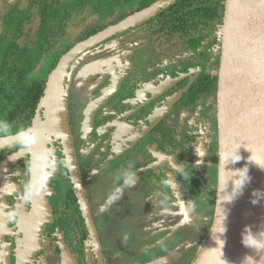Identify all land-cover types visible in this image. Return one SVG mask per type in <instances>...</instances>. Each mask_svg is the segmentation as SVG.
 Returning <instances> with one entry per match:
<instances>
[{"label": "flooded vegetation", "instance_id": "1", "mask_svg": "<svg viewBox=\"0 0 264 264\" xmlns=\"http://www.w3.org/2000/svg\"><path fill=\"white\" fill-rule=\"evenodd\" d=\"M40 1L36 0L30 11L21 10L14 13L11 2L0 0V35L10 28L11 32H14L5 45V50L11 45V41L20 34V48L27 47L22 43L26 38V30L28 31L27 21L24 23L22 21L27 16H31V20H37L40 13ZM51 1L45 0L46 7L49 5V18L53 19L57 18L58 14L51 12ZM86 1L91 3L84 9L100 5V14L107 13V17H109L110 14L104 10L107 0H82L68 14ZM140 1L142 0H138V2ZM136 7L137 5L134 9ZM84 9L82 8L78 13ZM134 9L125 14H129ZM78 13L72 16L78 15ZM123 20L109 26H104V24L96 32L91 31L80 41L71 44L63 43L68 38L65 37L66 30L62 36L58 34L55 38L53 35V39H43L42 56L37 62L35 70L44 61L47 64H43V67L48 69L53 60L57 59L62 52L64 54L59 61L76 45ZM20 28L23 29L22 33L18 32ZM136 28L117 34L90 49L108 48L121 43L120 46L123 48L121 50H126L132 45H137L128 57L123 58L130 65V71L120 83L118 90L95 111L93 132L82 143L78 138L77 131V124L80 120L77 123L71 120L73 119L72 102H69L68 99L67 86L72 65L90 50L82 53L71 64L68 71L65 88L67 134L91 220L93 219L91 206H97L100 198L102 199L107 193L112 194L117 188H121V184L115 180L117 169L110 168V164H117L122 157L130 161L131 157L141 161L137 171L135 170L137 178L147 181L159 192L166 190L162 181L167 175L176 177L179 185V174L185 172L181 183L186 192L198 196L202 191H209L207 176L212 173L217 179L218 193L219 91L217 92L214 88L211 91L208 90L207 93H201L202 87L199 86L204 83L203 80L210 81L217 73L220 75V69H214L216 67L214 65L217 64L219 68L221 66L222 48L216 46L210 51L208 66L185 67L180 63L185 54L183 45L178 49L168 43V57H162L161 52L164 50L152 46L148 33L141 27ZM37 39L35 36L29 46H33ZM152 51L154 54H151ZM177 52L180 54L176 55ZM157 55L160 58H157ZM208 83L207 87H209ZM208 100L215 101V104L212 105L213 111L211 109L203 110L205 117H201L200 111L197 109L202 103L209 102ZM167 103L168 111L164 112ZM78 107L77 114L88 108L87 105L74 104L72 110ZM38 110L37 118L34 117L31 126H34L36 121H43L44 113L42 111L41 114H38ZM214 112H216V118ZM75 116L77 119L78 115ZM201 118L202 122L203 120L205 122L203 126V123H200ZM55 150V157L59 164L49 179L51 193L47 195L51 214L41 227L38 248L34 247L29 251L26 242L25 229L28 219L33 213L32 201L25 203L19 199L23 191L24 160L28 158V155L17 160L14 164H10L0 174V211L15 208L18 220V223H6L4 217L0 216V264H71L70 262L73 264H92V262L104 264L102 246L96 227L92 220L100 244L101 256L97 252L92 233L84 217L63 146L60 143H55ZM11 151V148L0 149V166L6 162L9 163L8 154ZM150 154L152 156L149 157ZM85 161L89 163H85ZM199 165H204L202 171L204 174L198 171ZM129 188H123L119 193H125Z\"/></svg>", "mask_w": 264, "mask_h": 264}, {"label": "water", "instance_id": "2", "mask_svg": "<svg viewBox=\"0 0 264 264\" xmlns=\"http://www.w3.org/2000/svg\"><path fill=\"white\" fill-rule=\"evenodd\" d=\"M178 1L180 0L155 2L66 53L50 76L42 107L38 110V114L42 111L44 113L43 121H36L33 126L42 136L41 143L36 146L38 149L50 150L55 156V143L63 146L75 190L99 256L100 244L72 158L67 134L65 88L68 71L71 64L85 51L128 29L138 27L153 18L158 10L170 8ZM221 55L218 112L220 152H225V157H229L240 147L238 151L242 159L234 165H227L226 168L230 170L247 165L251 181L244 188L243 194L232 203L222 202L230 200V194L224 191L223 195H220V189L226 187V183H219L213 229L195 264H241L246 255L255 258L254 264H264V252L246 248L241 242V233L246 225L250 226L254 233L264 231V170L247 159L251 155L247 149L256 153L258 149L264 148V0H227ZM165 111H168V103L165 105ZM19 155L23 158L28 154L21 152ZM253 158L258 161L261 159L259 155ZM13 159L0 166V174L10 164L20 160ZM232 175L231 171L225 173L223 164H219V178L223 176L226 182ZM49 188L48 180L45 193L32 200L33 213L25 229L29 251L39 247L41 227L51 214L47 198L51 193ZM257 191L261 193L260 197L254 195ZM254 199H258V203H252ZM261 235L264 236V233Z\"/></svg>", "mask_w": 264, "mask_h": 264}, {"label": "rangeland", "instance_id": "3", "mask_svg": "<svg viewBox=\"0 0 264 264\" xmlns=\"http://www.w3.org/2000/svg\"><path fill=\"white\" fill-rule=\"evenodd\" d=\"M6 1L11 2L14 13H18L21 10L30 11L36 0ZM80 1L82 0H52L51 12L57 13L62 18ZM137 2L138 0H129L118 8L114 18H119L122 14L134 9ZM99 7L100 5H97L84 9L68 20L65 23V37L68 38L63 43L78 42L89 32L103 26L109 18L107 13L100 14ZM53 19L56 20L55 17ZM36 28L37 23L33 22L31 30H26V38L22 41L24 46L32 44L36 36ZM13 33L10 28L0 35V64L5 45ZM120 44L86 52L72 65L69 72L67 95L69 102H72L73 119L71 120L76 123L80 120L77 131L81 143L86 141L93 132L95 111L118 90L120 83L130 71V65L123 58L128 57L137 45L121 50ZM50 53L52 55V52ZM43 64L47 63L44 61ZM43 64L34 70L35 74L41 78L47 72ZM214 66H216L214 69H220L217 64ZM208 101L202 103L197 109L201 117H205L203 110L213 111L212 105L215 101ZM74 104L87 105L88 108L77 114L79 107L72 110ZM75 115H78L77 119ZM214 115L216 118V112ZM200 123H203L202 126L205 124L202 118ZM131 159L130 161L122 157L117 164H110V168L119 169L121 165H131L135 171L141 161L132 157ZM85 163L89 162L85 161ZM203 169L204 165H199L198 171L202 174H204ZM184 173L182 172L178 177L181 198L193 200L197 204L196 212L189 222H185L179 209L169 208L165 213L162 209L154 208L150 198H154L159 190L142 178L138 179L135 186L130 187L125 193L117 192V188L114 193L109 192L102 199L100 198L97 206H91L92 220L101 242L104 264L196 263L213 229L218 198L217 179L212 173L208 175L209 191H202L200 195L194 196L186 192L182 186L181 175L183 176ZM113 194L119 198L110 199ZM91 245L93 247V244ZM92 264L95 263L92 262Z\"/></svg>", "mask_w": 264, "mask_h": 264}, {"label": "trees", "instance_id": "4", "mask_svg": "<svg viewBox=\"0 0 264 264\" xmlns=\"http://www.w3.org/2000/svg\"><path fill=\"white\" fill-rule=\"evenodd\" d=\"M128 1L107 0L105 2L104 10L110 15L104 26L115 24L160 0H142L129 14H122L119 18H114V13L118 8ZM90 3V1H86L71 13L64 15L63 19L58 15L55 20L49 18V5L46 7L45 0H41L37 20H31V16L23 18V23L27 21L28 30H31L33 22L37 23L36 36L38 39L33 46L21 49L19 46L20 34L11 41V45L4 51L0 68V119H6L16 127L31 125L37 110L42 107L45 88L51 73L64 54L62 52L57 59L53 60L51 67L47 69L42 78L38 77L34 70L42 56L43 41L53 39V35L54 38L58 34L64 35L65 23L73 17V14L78 13ZM226 5L227 0H180L170 8L158 10L153 18L140 25L139 28L141 27L148 33L152 46L164 50L161 52L162 57H168V43L178 49L183 45L185 54L180 60L182 66L190 68L208 66L210 51L216 46L222 48ZM18 32L22 33L23 29H18ZM151 54L154 52L152 51ZM178 54L180 52L176 53V55ZM157 58H160L159 55ZM219 79L220 75L217 73L212 80H203L204 83L199 86L202 87L200 92L207 93L208 90L211 91L214 88L218 92ZM207 83L209 87H207Z\"/></svg>", "mask_w": 264, "mask_h": 264}, {"label": "clouds", "instance_id": "5", "mask_svg": "<svg viewBox=\"0 0 264 264\" xmlns=\"http://www.w3.org/2000/svg\"><path fill=\"white\" fill-rule=\"evenodd\" d=\"M203 132V130H201ZM41 133L38 129L31 125H23L14 127L8 120L0 119V149L11 148L12 151L8 154L9 160L21 159L22 157L18 153L26 152L28 158L24 160V180L23 191L19 199L28 203L34 200L37 196H41L46 191V185L50 177L56 171L59 161L52 155L47 149H38L36 146L41 143ZM239 148L233 156L225 157L222 152H217L218 165L223 164V171L225 173L231 171L233 174L226 182L223 176L219 178L220 184H225L226 187L220 189V195H223L224 191L230 194V200L222 201L224 203H232L240 195L243 194L244 188L251 181L249 175V168L247 165L241 168L227 169L229 164H236L242 157L239 154ZM247 149V148H246ZM251 155L247 158L249 162L255 164L258 168L264 170V148H260L254 153L251 149ZM259 155L260 160L253 157ZM183 178V176L181 175ZM136 172L131 165L122 166L117 169L115 173V180L121 184V188L117 189V192H121L123 188L133 187L137 183ZM235 181V182H234ZM163 187L166 189L162 192H157L154 198H150L154 208L162 209L165 213L169 208L179 209L180 214L184 217L185 222H189L192 216L196 212L197 204L193 200H185L181 198L179 185L177 180L167 175L162 181ZM231 186V187H230ZM215 187V186H213ZM260 195H257V194ZM255 196L260 197L261 193L257 191ZM119 197L113 194L110 199H118ZM252 203H258V199H254ZM0 216L4 217L6 223H18L17 211L15 208H8L0 211ZM224 227V231H225ZM264 231L254 233L250 226H245L241 236L242 244L246 248H252L256 252H264V236L261 235ZM224 243V242H223ZM254 264L255 258L253 256H245L241 264Z\"/></svg>", "mask_w": 264, "mask_h": 264}, {"label": "bare ground", "instance_id": "6", "mask_svg": "<svg viewBox=\"0 0 264 264\" xmlns=\"http://www.w3.org/2000/svg\"><path fill=\"white\" fill-rule=\"evenodd\" d=\"M223 155L225 156V152L223 153Z\"/></svg>", "mask_w": 264, "mask_h": 264}]
</instances>
